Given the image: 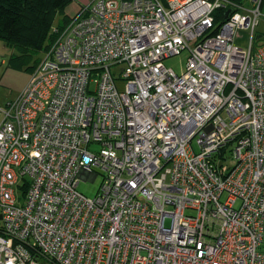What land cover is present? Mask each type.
<instances>
[{"label": "built area", "instance_id": "2783aa9c", "mask_svg": "<svg viewBox=\"0 0 264 264\" xmlns=\"http://www.w3.org/2000/svg\"><path fill=\"white\" fill-rule=\"evenodd\" d=\"M261 2L92 0L52 29L0 106V264H264Z\"/></svg>", "mask_w": 264, "mask_h": 264}, {"label": "trees", "instance_id": "16d2710c", "mask_svg": "<svg viewBox=\"0 0 264 264\" xmlns=\"http://www.w3.org/2000/svg\"><path fill=\"white\" fill-rule=\"evenodd\" d=\"M72 0H0V40L9 48H16L8 65L28 73L33 64L28 61L43 52L53 42L54 27H62L69 15H63L61 22L52 26L57 12L64 11ZM263 0L261 2L262 6ZM217 30V29H216ZM214 30V32L216 31ZM3 63V62H2Z\"/></svg>", "mask_w": 264, "mask_h": 264}, {"label": "rangeland", "instance_id": "374dc122", "mask_svg": "<svg viewBox=\"0 0 264 264\" xmlns=\"http://www.w3.org/2000/svg\"><path fill=\"white\" fill-rule=\"evenodd\" d=\"M78 8L79 7L76 2L72 1L71 3H69L65 7L64 11L57 12L55 14L52 26L57 25L59 21L61 22L63 15L68 16L74 14ZM262 13L264 14V4L262 7ZM247 31L248 30L246 29H239L236 31L235 42L237 44L242 45L246 42ZM254 34H255L256 42L264 41V16L259 17V22L254 29ZM16 48H17L16 46L15 49L9 48L4 45V42L2 40H0V58L3 59V63H0V106H3L8 100L14 99L17 96L27 76V73L24 69L25 66L23 67V69H15L8 65V59L10 55L18 53L16 51ZM42 56H43L42 52L37 53L28 61L27 65H31V64L37 65ZM188 56H189L188 50L183 49L182 51H180V53L164 59L163 62L167 67L172 68L176 73L179 74L181 71L184 70ZM193 146L194 149L196 150V145L194 142H193ZM91 147L92 149L97 150L99 148V145L96 143H92ZM228 155L229 152L227 151L225 153V157H228ZM224 164H226L227 167H230L232 165V160L228 157L224 162ZM100 180H101L100 176H98L94 180V182L80 180L78 183V190L81 191L83 194L87 195L88 197H92L97 191Z\"/></svg>", "mask_w": 264, "mask_h": 264}, {"label": "crops", "instance_id": "0c3cea01", "mask_svg": "<svg viewBox=\"0 0 264 264\" xmlns=\"http://www.w3.org/2000/svg\"><path fill=\"white\" fill-rule=\"evenodd\" d=\"M72 1L76 2L78 4V7H80V6H83L85 4H88L91 0H72ZM263 4H264V0L262 3V6H261V10H262ZM71 15H73V14H71ZM71 15H69V16H71ZM26 79H27V76H26ZM26 79H25V82H26ZM25 82L23 83V85L25 84Z\"/></svg>", "mask_w": 264, "mask_h": 264}, {"label": "water", "instance_id": "95a60500", "mask_svg": "<svg viewBox=\"0 0 264 264\" xmlns=\"http://www.w3.org/2000/svg\"><path fill=\"white\" fill-rule=\"evenodd\" d=\"M230 10H226V14H225V19L228 17V14H229Z\"/></svg>", "mask_w": 264, "mask_h": 264}]
</instances>
